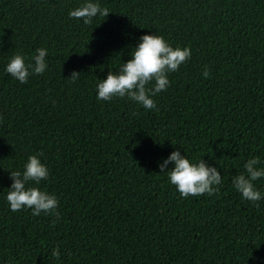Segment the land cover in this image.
<instances>
[{"label": "trees", "instance_id": "trees-1", "mask_svg": "<svg viewBox=\"0 0 264 264\" xmlns=\"http://www.w3.org/2000/svg\"><path fill=\"white\" fill-rule=\"evenodd\" d=\"M98 2L109 13L84 24L68 15L83 0H0V264H264V199L232 185L248 159L264 167V0ZM144 34L191 57L155 109L98 101V79ZM38 47L43 74L4 71ZM177 149L217 167L218 192L179 194L158 167ZM29 155L49 169L39 187L58 215L8 207L9 171Z\"/></svg>", "mask_w": 264, "mask_h": 264}, {"label": "clouds", "instance_id": "clouds-1", "mask_svg": "<svg viewBox=\"0 0 264 264\" xmlns=\"http://www.w3.org/2000/svg\"><path fill=\"white\" fill-rule=\"evenodd\" d=\"M108 13L98 0H83L68 15L89 24L94 17H106ZM132 49L130 59L122 62L116 72H108L105 79H98L96 99L110 101L116 97H126L145 109H155L157 105L153 97L166 90L170 84L168 74L177 71L191 57V50L187 46L174 48L163 36L155 34L140 36ZM47 55L48 49L45 47L35 49V54L28 60L17 52L8 60L4 71L20 83H26L30 76L43 74L47 70ZM79 74L74 70L69 79L76 80ZM202 75H209L207 69ZM149 84L152 86L147 87ZM170 163L171 168L168 167ZM259 164L260 158L252 157L244 163V172L232 176L233 187L243 199L253 203L264 199V192L254 183L264 178V167H259ZM158 167L185 198L205 193L212 196L222 184L217 167L203 159L191 162L178 149L171 151L167 158H161ZM48 176L49 169L39 155H29L22 170L9 171L11 184L5 194L9 209L13 212L30 209L34 216H39L41 212L58 215L56 196L39 187L40 182L46 181ZM30 182L35 186H29ZM53 255L59 257L58 248L53 250Z\"/></svg>", "mask_w": 264, "mask_h": 264}]
</instances>
